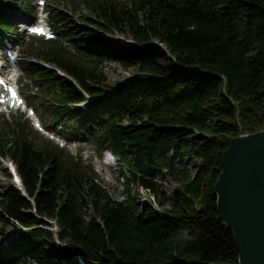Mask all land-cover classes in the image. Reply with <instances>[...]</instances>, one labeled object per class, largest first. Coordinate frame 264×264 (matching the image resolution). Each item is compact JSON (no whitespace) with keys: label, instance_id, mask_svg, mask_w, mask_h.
<instances>
[{"label":"trees","instance_id":"16d2710c","mask_svg":"<svg viewBox=\"0 0 264 264\" xmlns=\"http://www.w3.org/2000/svg\"><path fill=\"white\" fill-rule=\"evenodd\" d=\"M54 1L79 16L46 8L57 32L28 53L36 62L18 63L33 84L19 81L20 89H36L30 105L68 141L94 144L99 157L109 151L131 180L122 200L112 199L79 155L48 138L36 143L38 132L19 116L0 137V158L22 184L1 170L10 183L0 187V244L7 227L17 228L12 221L32 229L0 247V264H81L76 253L84 264H238L214 184L230 139L264 126V0ZM10 3L33 16L27 0H0L1 40L15 33L4 15ZM104 61L148 77L109 88ZM86 96L94 99L81 111L75 105ZM158 175L178 181L170 196ZM129 182L168 208L142 202Z\"/></svg>","mask_w":264,"mask_h":264},{"label":"rangeland","instance_id":"374dc122","mask_svg":"<svg viewBox=\"0 0 264 264\" xmlns=\"http://www.w3.org/2000/svg\"><path fill=\"white\" fill-rule=\"evenodd\" d=\"M28 3H30V9L31 11H34V15L37 14V16H33L34 22H36L39 18L38 16V11L36 10L35 2L34 0H27ZM73 2H77L80 0H71ZM118 1H123V0H118ZM5 20L7 21L8 19L12 23V26L15 27V33L14 35L10 36H1L4 37L3 39H9L12 43L15 44L14 46V51L17 52V56L15 60L11 61V64L13 65V69L11 70L12 75H14V78L17 82V84L22 82V84L32 87L33 84L32 82L26 78V75L21 72L19 69V64L25 61H32L36 62L34 59H29L28 58V53L31 52L33 53L35 50H40L42 48L39 40V38H24L20 34V29H17V21L18 19H15L17 17H21L23 19H29L31 20L32 18H28L27 14L23 11H18L16 9V5L13 3H10L9 5H5ZM52 9L55 11H59L66 15L67 17L71 18L72 20H75L77 16H79V13H74L72 10V7L69 4L63 3L61 5L55 4L54 0H45L44 4V12L41 15L42 17H46L45 9ZM82 9V15H88V11L85 10V8ZM90 15V14H89ZM74 16V18H72ZM7 21V23H10ZM54 32V29L52 30ZM2 38H0V43ZM114 40H121L124 42V40L127 42H133L130 38L125 37V39L122 38L120 35H114L113 37ZM43 41V40H42ZM29 59V60H28ZM44 64L43 62H40ZM101 68L103 70V73L106 78V84L108 85L109 88H118L120 86H124L132 82L133 79H135L140 73L136 71L133 68H128L124 69L120 67L119 65L115 63H110L107 61H104L101 64ZM19 85V84H18ZM110 91V90H109ZM33 92H36V89H33ZM33 92L30 91H25L24 90V97L26 98V101L28 99V96H30ZM28 107H31L35 114L37 115L38 119L41 120V123L43 126L46 128L47 126H50V130H53L56 134V136L53 137V141L60 146L63 145V148L65 151H67L70 155H79L82 159V161L85 164L90 165L93 168L94 173L96 174L98 178V182L100 185L106 189L110 197L114 200H122L123 195L125 193V186L123 183L125 182V178H129L131 180V176L129 173L124 169L121 168L117 165V161L115 157L110 153L106 152L105 150L102 151L101 157L98 156L97 154V147L90 143V142H83L81 140H75L71 143L67 140V138L64 135V128L60 129L58 126H53L50 120L46 119L43 114L40 111V108L37 105H30L27 103ZM19 116H22L23 120H26L30 128L32 130H35L32 127L30 119L25 115V113H20V112H10V113H4L0 115V137H4V135L10 130L12 123L18 118ZM52 126V127H51ZM52 128V129H51ZM264 126L261 128L263 129ZM260 129V130H261ZM37 137L36 143H39L41 140L44 138H50L51 134L45 135L43 133H39ZM10 161L9 159H1L0 158V187L7 186L10 181L6 177V175L1 171L4 167H6V164ZM108 161L109 164H105L104 162ZM5 163V164H3ZM182 164L185 165L186 169L193 173L194 172V162L193 161H188L187 159H183ZM182 164L175 163V168L180 169ZM163 175H158V178L156 180L158 186H159V191L164 193L166 196H170V194L178 187L179 183L177 180L172 179L171 177H163ZM129 187L131 188L132 192H136L140 196V200L142 202L147 201V199L150 197L144 189L140 188L137 186L134 182H129ZM154 204V203H153ZM157 208L159 209H164L168 208V203L165 201L162 206H159L157 204H154ZM84 216L89 218L92 215V209L90 207H87L84 211ZM47 221V226L46 228H50L51 230H55V222L54 221ZM51 224H49V223ZM14 232V229L11 227L6 228V233L7 236H10ZM7 245V241H3L0 244V247H5Z\"/></svg>","mask_w":264,"mask_h":264},{"label":"water","instance_id":"95a60500","mask_svg":"<svg viewBox=\"0 0 264 264\" xmlns=\"http://www.w3.org/2000/svg\"><path fill=\"white\" fill-rule=\"evenodd\" d=\"M220 167L216 210L232 233L238 264H264V128L231 138Z\"/></svg>","mask_w":264,"mask_h":264},{"label":"bare ground","instance_id":"6f19581e","mask_svg":"<svg viewBox=\"0 0 264 264\" xmlns=\"http://www.w3.org/2000/svg\"><path fill=\"white\" fill-rule=\"evenodd\" d=\"M15 19H18V20H24L23 18H19V17H17V18H15ZM105 164H109V162L108 161H106V162H104ZM145 190V189H144ZM145 191H147V193H148V195L150 196L148 199H147V202H150V204H155V201H154V197L152 196V195H150L149 194V191L148 190H145Z\"/></svg>","mask_w":264,"mask_h":264}]
</instances>
